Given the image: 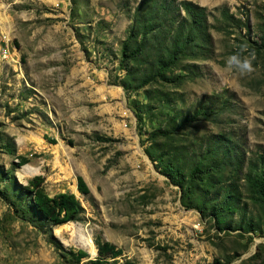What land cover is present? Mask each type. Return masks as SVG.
<instances>
[{"label": "rangeland", "instance_id": "rangeland-1", "mask_svg": "<svg viewBox=\"0 0 264 264\" xmlns=\"http://www.w3.org/2000/svg\"><path fill=\"white\" fill-rule=\"evenodd\" d=\"M141 1L0 0V264H264V0H189L226 30L160 76L124 55ZM35 176L81 220L46 226Z\"/></svg>", "mask_w": 264, "mask_h": 264}, {"label": "trees", "instance_id": "trees-1", "mask_svg": "<svg viewBox=\"0 0 264 264\" xmlns=\"http://www.w3.org/2000/svg\"><path fill=\"white\" fill-rule=\"evenodd\" d=\"M180 12L185 14L180 22L174 24L173 20L169 21L171 14ZM222 15L235 27L241 23L228 10H224ZM207 16L205 8L189 0H142L133 16L131 33L124 46V55L128 56V50L132 48L131 44H135L129 57L139 59L140 55H144L142 59L152 63L151 71L156 70L157 75L160 76L163 69L175 66L181 59L190 56L194 49L201 47L198 41L199 39L207 41L209 28L223 29V27L210 25ZM213 151L211 154L208 152L205 154V159L201 160L199 166L197 165L198 171L200 166L204 165L203 161L211 164L210 159L217 150ZM226 159L228 155L221 158L223 164ZM21 160V166L29 163L27 157L21 156ZM190 174L196 176L197 172L193 169ZM257 176L259 193L264 199V163L261 164V170L257 172ZM43 183L42 176H35L27 186L22 187L23 192L32 200L31 211L48 227H59L80 221L84 208L78 197L74 193L49 196L43 188ZM77 185L81 194L84 196L90 194L89 186L80 176ZM232 193L229 191V196L232 197ZM95 244L98 257L91 261L93 264H104L108 258L115 259L123 254L122 249L113 243L96 240ZM73 256L80 261L88 257V253L80 250Z\"/></svg>", "mask_w": 264, "mask_h": 264}, {"label": "clouds", "instance_id": "clouds-1", "mask_svg": "<svg viewBox=\"0 0 264 264\" xmlns=\"http://www.w3.org/2000/svg\"><path fill=\"white\" fill-rule=\"evenodd\" d=\"M232 61H237V58L236 57H232L230 62H232ZM237 63H238V61H237ZM244 67H246V68L250 67V62L249 61H245L244 62Z\"/></svg>", "mask_w": 264, "mask_h": 264}, {"label": "bare ground", "instance_id": "bare-ground-1", "mask_svg": "<svg viewBox=\"0 0 264 264\" xmlns=\"http://www.w3.org/2000/svg\"><path fill=\"white\" fill-rule=\"evenodd\" d=\"M92 244V243H91Z\"/></svg>", "mask_w": 264, "mask_h": 264}]
</instances>
